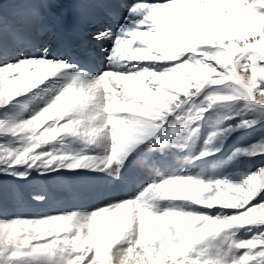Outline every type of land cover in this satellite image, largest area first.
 <instances>
[{
	"label": "snow or ice",
	"instance_id": "6c2138e0",
	"mask_svg": "<svg viewBox=\"0 0 264 264\" xmlns=\"http://www.w3.org/2000/svg\"><path fill=\"white\" fill-rule=\"evenodd\" d=\"M0 264H264V0H0Z\"/></svg>",
	"mask_w": 264,
	"mask_h": 264
},
{
	"label": "rangeland",
	"instance_id": "374dc122",
	"mask_svg": "<svg viewBox=\"0 0 264 264\" xmlns=\"http://www.w3.org/2000/svg\"><path fill=\"white\" fill-rule=\"evenodd\" d=\"M32 184H47L49 185V191L52 195V199L47 204H35L31 203L22 208H17L12 204L6 206V211L9 215L13 214H23V215H33L38 213L48 212L50 210H62L64 207H74V206H89L94 205L97 202V198L90 196H83L79 199L71 195L69 192L62 188L52 187V182L47 181L42 177L34 176ZM128 194H131L132 188L126 190Z\"/></svg>",
	"mask_w": 264,
	"mask_h": 264
}]
</instances>
